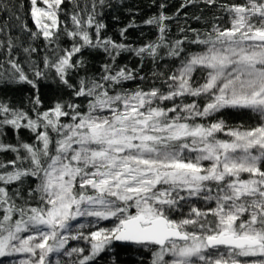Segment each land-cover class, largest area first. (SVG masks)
I'll list each match as a JSON object with an SVG mask.
<instances>
[{"label":"snow or ice","instance_id":"obj_1","mask_svg":"<svg viewBox=\"0 0 264 264\" xmlns=\"http://www.w3.org/2000/svg\"><path fill=\"white\" fill-rule=\"evenodd\" d=\"M64 3L30 0L36 30L26 23L22 30L31 40L51 44L63 32L73 41L55 60L46 56L43 68L34 65L30 75L12 57L15 41L0 42L8 57V68L0 63V80L35 90L31 114L0 99V138L9 128L35 137L16 144L0 139V153L15 154L0 160V258L22 254L18 264H53L55 255V264H120L119 250L130 249L139 257L135 264H145L146 252L149 264H264V0L219 4L230 26L213 23L203 32L181 27L174 41L169 21L190 5L211 8L219 0H182L172 15L162 2L144 21L157 29V39L139 47L102 36L106 25L97 20V8L106 0H93L86 13L77 6L71 29L61 27ZM135 26L129 23L120 36ZM187 45L199 50L187 51ZM86 48L101 50L108 62L98 77L86 74L73 83V73H87ZM23 51L30 56L37 49ZM123 52L153 64L166 56L179 65L167 75L153 73L166 90L129 91L122 85L137 79L138 70L118 66ZM197 71L203 83H194ZM49 72L86 104L57 99L42 111L39 81ZM202 96V108L195 99L176 103ZM166 101L173 105L164 107ZM224 109L249 110L260 123L196 122ZM193 200L214 206L200 208Z\"/></svg>","mask_w":264,"mask_h":264},{"label":"trees","instance_id":"obj_2","mask_svg":"<svg viewBox=\"0 0 264 264\" xmlns=\"http://www.w3.org/2000/svg\"><path fill=\"white\" fill-rule=\"evenodd\" d=\"M93 0H65L62 5V11L60 13V19L63 22L61 27L65 25L71 29L72 22L70 15L74 10H77V6L85 13L91 11ZM166 3L168 5L166 12L169 15L175 13L179 8L182 0H106V4L103 7L97 8V20L106 25V28L102 30V36L111 37L116 42H123L131 45L132 47H139L148 42L155 41L158 37L157 29L154 26L145 25L144 21L159 11V4ZM240 2V0H219L216 7H207L203 3H197L190 5L183 9L178 19L169 21V33L168 38L170 41L180 38L183 34L180 33L181 27L196 29L198 31L209 30L213 23H217L223 27L229 25V17L227 14L219 10V4ZM98 3V0H97ZM42 6V5H41ZM30 0H0V42L7 41L11 37L18 45L12 51V57L18 59L26 72L31 75L30 69L34 65H39L43 68L44 58L47 56L52 60L56 59L57 54L63 49H70L73 41H71L63 32H61L60 39L49 44L42 38L38 40H31L30 34L22 30V25L27 24L30 29L35 31V25L32 22L30 15ZM186 14V17H185ZM19 17V19H17ZM195 17H200L199 20ZM214 17H219V20H214ZM186 21V22H185ZM129 23H135V27L128 28L126 32V38L120 36V30L125 28ZM94 36V31L92 32ZM187 35L191 37L192 33L188 32ZM35 47L37 51L29 54L23 51L24 47ZM187 51H198L197 46L187 45ZM162 51V55H163ZM83 59L86 61L87 73L79 71L73 73L71 79L73 83H77L80 77L96 76L101 73V66L103 63L108 62L107 56L101 50H94L91 48L84 49L82 53ZM7 48L0 47V63H4V67L8 68L7 60ZM80 55L75 59H80ZM34 62V63H33ZM118 66H127L130 69L138 70V77L133 81L125 82L122 87L129 91L135 90L137 87L144 89L151 88L153 86L160 87L162 90H166V85L162 84V77L153 76V73H164L165 75L176 70L179 65L178 59H172L165 56L157 64H153L150 59L141 61L139 57L129 52L121 53L117 61ZM54 72H49L48 79H41L39 81V95L42 100L41 110H46L51 107L57 99L73 100L76 103L86 104L84 98H75L71 95L70 90L64 88L58 81H54ZM139 76L145 77L144 80L139 79ZM204 82V73L197 71L194 74V83L199 84ZM35 90L30 85L26 84H14L5 83L0 80V99L6 100L11 103L13 107L23 108L28 110L31 114V104L29 98L34 95ZM202 108L207 103V97H185L181 101L177 99L176 103H191L193 100ZM172 101L164 102V107H171ZM86 110V109H82ZM170 115H172L170 113ZM223 119L230 127L242 126L243 128L255 127L260 123V118L257 114L243 109H224L220 113L215 114L212 117L206 119L196 118L197 123H211L214 120ZM6 135L2 139L6 143L16 144L17 140L33 143L35 137L28 129H6ZM219 138L227 139L223 133L218 134ZM13 153L3 154L0 153V160H8L14 158ZM207 163V162H205ZM244 178H247L246 174ZM192 204L200 208H207L214 206V204H208L203 200H193ZM189 206H184V213L187 214ZM174 218L179 219L180 213L174 214ZM80 222L87 223L86 220L81 219ZM105 225H108L105 222ZM70 246H85L82 241H70ZM26 258L25 255H17L9 258H0L2 264H18L19 259ZM120 264H135V261L139 257L133 253L130 249L119 250ZM145 264H149L150 253H145Z\"/></svg>","mask_w":264,"mask_h":264},{"label":"rangeland","instance_id":"obj_3","mask_svg":"<svg viewBox=\"0 0 264 264\" xmlns=\"http://www.w3.org/2000/svg\"><path fill=\"white\" fill-rule=\"evenodd\" d=\"M105 226H110V225H105ZM21 255H22V254H21ZM63 259L67 260L68 258H67V257H63ZM55 260H56V256L53 255V256H52L53 264H55Z\"/></svg>","mask_w":264,"mask_h":264}]
</instances>
